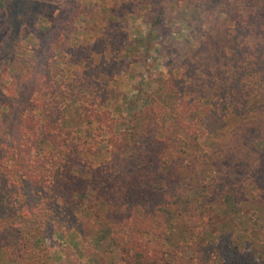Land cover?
<instances>
[{
	"label": "rangeland",
	"instance_id": "1",
	"mask_svg": "<svg viewBox=\"0 0 264 264\" xmlns=\"http://www.w3.org/2000/svg\"><path fill=\"white\" fill-rule=\"evenodd\" d=\"M198 3L7 0L0 5L4 18L0 21V57L4 56L10 70L0 79V93L9 96L13 78L21 83L19 73L27 70L23 61L58 35L49 60L50 99L61 106L66 126L93 151L89 155L93 167L109 159L108 133L95 123H81V105L91 113L108 112L118 121L119 130L139 112L152 110V115H162V119L155 117L159 119L156 138L172 139L174 157L183 162L177 176L179 187L185 189L180 201L197 203L205 215L204 232L197 240L205 243L209 235L221 238L231 230L232 244L240 253L249 252L264 261V188L257 184V170L264 158V127L249 113L234 116L235 101L222 99L216 18L207 19ZM179 96L199 106L187 120L192 122L189 132L198 135L195 139L175 130L174 118H170ZM256 104L255 100L249 103ZM92 200L87 192L81 209L94 211L97 234L87 241L76 232L46 238L41 246L49 257L46 264L65 259L63 248L70 249V259L76 264H98L99 257L120 264L110 232L96 222L99 209L88 203ZM166 224L171 247L189 239L170 216ZM5 259L0 250V264H7Z\"/></svg>",
	"mask_w": 264,
	"mask_h": 264
},
{
	"label": "trees",
	"instance_id": "2",
	"mask_svg": "<svg viewBox=\"0 0 264 264\" xmlns=\"http://www.w3.org/2000/svg\"><path fill=\"white\" fill-rule=\"evenodd\" d=\"M6 3L0 0L1 6ZM197 7L207 19L216 18L222 99L235 101L234 116L249 113L264 127V0H200ZM57 39L53 35L45 48L23 61L27 70L19 73L21 83L13 78L9 96L0 93V250L7 264H46L49 257L41 246L56 234L93 238L98 232L94 211L81 209L87 192L93 195L88 203L99 209L96 222L110 232L120 264H264L233 246L231 230L221 238L209 235L205 243L197 240L205 215L197 203L180 201L185 189L177 176L183 162L174 157L172 139L156 138V118L162 115L139 112L119 130L108 112L91 113L81 105V123H95L108 133L109 159L93 167V151L66 126L61 106L50 99L49 60ZM3 58L0 79L10 70ZM7 59L12 61V53ZM177 100L170 117L174 128L195 139L198 135L189 132L192 122L187 120L199 106L191 98ZM252 100L257 104L250 106ZM260 167L257 184L264 188V158ZM169 216L189 237L174 247L167 238ZM62 252L65 259L57 264H76L69 248ZM98 264L111 261L99 257Z\"/></svg>",
	"mask_w": 264,
	"mask_h": 264
},
{
	"label": "crops",
	"instance_id": "3",
	"mask_svg": "<svg viewBox=\"0 0 264 264\" xmlns=\"http://www.w3.org/2000/svg\"><path fill=\"white\" fill-rule=\"evenodd\" d=\"M90 258V257H89ZM91 262H93L92 260H90Z\"/></svg>",
	"mask_w": 264,
	"mask_h": 264
}]
</instances>
